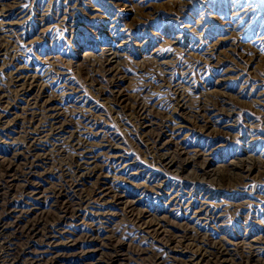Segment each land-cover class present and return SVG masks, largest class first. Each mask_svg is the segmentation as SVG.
Returning a JSON list of instances; mask_svg holds the SVG:
<instances>
[{
    "label": "rangeland",
    "instance_id": "obj_1",
    "mask_svg": "<svg viewBox=\"0 0 264 264\" xmlns=\"http://www.w3.org/2000/svg\"><path fill=\"white\" fill-rule=\"evenodd\" d=\"M186 2L0 0V42L5 36L13 41L11 59L13 62L18 59L14 68L19 66L21 75L27 77L41 73L43 78L39 82L45 93L57 101L60 115L72 116L74 123L71 121L69 130L77 127L89 132L86 149L92 153L93 165L87 170V166L85 169L80 166L76 172L75 166L81 161L87 162L88 158H78L71 149L61 153L57 149L54 151L53 142L44 138L35 150L44 154L34 158L35 153L25 152L30 143L27 144L20 124L25 99L38 93L37 81L32 86L29 85L31 79H27V95H18L16 88L10 87L13 99L19 97L21 101L19 108L8 114L7 121L0 123V156L6 157L0 168V178L4 185L11 181L13 186V177L17 176L15 183L19 185L13 190V198L9 190L6 199L12 198L13 209L24 212L18 224L23 225L27 220L31 223L33 218L34 221L40 218L41 225L43 221L46 225L47 221L48 224L56 221L53 212L45 216L51 201L48 197L56 189L66 193L72 182L76 185L78 216H71L67 222L69 226L63 227L71 234L59 236L55 253L58 255L60 249L66 253L61 258L52 254L53 261L61 260L65 264H190L188 259L195 248L189 242L206 248L195 240L205 237L209 244L224 241L230 243L231 250L237 251L233 256L221 257L222 264H264V177H256L258 168L250 165L252 173L240 181L244 173L232 168L234 163L249 158L253 164L264 162V73L258 59L243 68L242 51L236 45V37H242L251 50L264 54V43H260V38L264 37V0ZM238 2L248 4L249 9L236 17V10L242 9ZM231 19L235 27L238 25L235 30L231 29L232 23L230 27L224 24ZM107 58L113 59L109 72L105 65ZM8 66L0 59V87L7 80ZM69 87L74 88L71 94ZM116 90L125 92L120 99L112 97V91ZM171 97L176 100L173 102ZM221 97L232 107L230 117L211 118V124L205 122L207 127L202 132L199 128H190L184 121L194 120L192 112L196 109L216 108ZM177 98L183 107L175 109ZM146 103L148 108L141 116L136 107ZM142 117L147 118V127L141 122ZM10 119H14L13 123ZM176 120L187 126L181 129L178 138L172 139ZM204 121L205 118H199L198 125ZM4 134L6 137L2 136ZM149 138L156 143L155 151ZM176 150L187 151L188 157L207 153L208 163L199 169V164H195L199 158L194 157V162L186 164L189 158L184 154L179 156ZM12 151L19 153L14 167L9 161ZM163 156L167 160H179L183 168L177 173L175 165L167 168L160 162ZM24 158L28 160L25 162ZM33 159L38 166L33 169L30 180L28 175L21 174L20 168ZM227 171L232 174L230 178L226 177ZM243 181L245 186L235 187ZM30 190H38L41 197L33 196ZM194 196L209 202L199 215L196 214L198 203L194 208H189L187 203ZM35 206L37 209L27 214V208ZM145 221L151 222L153 228H156L154 223H158L162 233L141 232ZM182 233L190 234L191 239H180L178 235ZM85 234L93 235L95 243L92 245L102 242L105 248L102 255L88 252L89 244L81 246ZM4 237L0 234V264H9V256L3 261ZM68 237L79 245L67 249ZM24 239L25 236H14L12 243ZM166 247L172 248V257L168 258ZM241 248H250L259 255L251 257L242 253ZM193 262L215 264L211 258Z\"/></svg>",
    "mask_w": 264,
    "mask_h": 264
},
{
    "label": "bare ground",
    "instance_id": "obj_2",
    "mask_svg": "<svg viewBox=\"0 0 264 264\" xmlns=\"http://www.w3.org/2000/svg\"><path fill=\"white\" fill-rule=\"evenodd\" d=\"M186 0H183V3H185ZM187 3V2H186ZM240 2L237 3V5ZM248 5V4H247ZM247 5H243L241 4L240 8L241 11L236 10L235 12V16L238 17L239 15H241L243 12H247L248 11V6ZM235 9V8H234ZM237 9V8H236ZM251 10V9H250ZM179 14V13H178ZM233 19V18H232ZM232 19L229 21H225L224 24H229L228 26L230 27V24L232 23V30H235V28L238 26L236 25L235 27V23L232 22ZM235 19V17H234ZM233 32V31H232ZM234 34V33H233ZM237 34V33H236ZM240 36V35H239ZM246 41V40H245ZM248 41V40H247ZM260 43H264V37L260 38ZM16 44V43H15ZM259 44V43H258ZM236 45H238L241 48L242 54H241V58L243 59L244 62V66L243 68L246 67V65L252 61L253 59H258L259 63H260V68L261 71L264 73V54L262 53V55L258 52V50H251L249 48V45L247 46L246 43L243 42L242 37L238 38L236 37ZM253 49V48H252ZM13 50V41L11 40V38H7L5 36V39H3L0 42V59L3 62V64H7L9 65L7 68H9L7 71L8 73V77L6 78L7 80L4 82V85H2V87H0V123L4 121H7L8 114L11 112L12 109L15 108H19L18 104L19 101H21V99H13V97L11 96V94L13 93V89L10 88L12 86H14L17 90L18 95H27V93H29V87H26V83L27 79H31V81L29 80V85L35 86L34 81H37L36 86L37 87V91L38 93L34 96H30L28 99L26 98L24 101V106L22 107V113H24V115L22 116L23 121H22V133L26 134V140L28 141V143H30L29 145H26L25 147V152L28 154H33L34 158L37 156H41L44 153H36L35 150L38 148L37 146L39 145V142L41 141V139H47L48 141H52L53 143V150L57 149L56 151L61 153L63 151L69 150L71 149L78 158L83 159L84 157L88 158L87 162H83L81 161V164H77L75 166L76 172L78 170L81 169L80 166H82V169H86L87 170L92 162V156L90 153V151H87L88 149H86L87 147V135L89 134V132H83V130H78L77 127L72 128V130H69L70 126H71V121L73 122V119L71 118L72 116L70 115L69 117H66V115L62 116L59 113V108L58 106H56V100H54V98L52 96H50L49 94L45 93V90L43 88V85L41 84V82H39L40 79H42V74L38 73V72H34L35 75L27 77V76H22V71L17 67H15V64L17 63L18 59L13 60L11 59V51ZM211 54V53H210ZM117 56V55H116ZM19 57V56H18ZM17 57V58H18ZM240 57V56H239ZM113 60V59H112ZM111 59L107 58L105 60V65L108 67L106 68V71H110L113 68V62ZM115 60V59H114ZM238 60V59H237ZM10 61V62H8ZM115 62V61H114ZM189 62V61H188ZM198 62V61H197ZM203 62V61H202ZM193 63V62H192ZM117 64V63H116ZM102 65V63H101ZM115 66V65H114ZM23 67V66H22ZM142 67V66H141ZM193 67V66H191ZM21 68V66H20ZM143 68V67H142ZM197 68V67H196ZM5 69V68H4ZM3 69V74L6 72V70ZM25 69V68H24ZM39 69V68H38ZM43 69V68H41ZM151 69V68H150ZM1 70V69H0ZM31 70V69H30ZM2 71V70H1ZM5 71V72H4ZM127 71V70H126ZM41 72V71H40ZM116 72V71H115ZM26 73V72H25ZM50 73V72H49ZM140 73V72H139ZM6 74V73H5ZM104 74V73H103ZM107 74V73H106ZM116 74V73H115ZM142 75V74H141ZM161 75V74H160ZM5 76V75H4ZM112 76V75H111ZM155 76V75H153ZM61 77V76H60ZM106 77V76H105ZM158 77V76H157ZM167 77V76H166ZM92 80V79H91ZM97 80V79H96ZM102 80V79H101ZM142 80V79H141ZM48 81V80H47ZM65 81V80H64ZM107 81V80H106ZM115 81V80H113ZM95 82V81H94ZM97 82V81H96ZM100 82V81H99ZM104 82V81H103ZM156 82V81H155ZM53 83V82H52ZM67 83V82H66ZM102 83V82H101ZM106 83V82H105ZM110 83V82H109ZM39 84V85H38ZM49 84V83H47ZM113 83H111L112 85ZM154 84V83H153ZM165 84V83H164ZM176 84V83H175ZM174 84V85H175ZM28 85V86H29ZM45 85V84H44ZM58 85V84H57ZM105 85V84H104ZM120 85V84H119ZM67 86V85H65ZM69 86V85H68ZM102 86V85H101ZM157 86V85H156ZM161 86V85H160ZM169 86V85H168ZM13 87V88H14ZM114 87H118L117 84L114 85ZM143 87V86H142ZM47 88V87H46ZM96 88V87H95ZM165 88V87H164ZM51 89V88H50ZM60 89V88H59ZM74 89L72 87H69L68 90L69 92ZM99 89V88H98ZM101 89V88H100ZM114 89V88H113ZM168 89V88H167ZM36 90V89H35ZM176 90V89H175ZM97 91V90H96ZM105 91V90H104ZM108 91V90H107ZM113 95L115 98L120 99L119 97H122L124 95L122 90H116V91H112ZM97 93V92H96ZM14 94V93H13ZM71 94V92H70ZM80 94V93H79ZM100 94V93H99ZM98 94V95H99ZM173 94V93H172ZM174 95V94H173ZM59 96V95H58ZM126 96V95H125ZM164 96V95H163ZM15 97V96H14ZM27 97V96H26ZM111 97V98H112ZM157 97V96H156ZM155 97V98H156ZM57 98V97H56ZM87 98V97H86ZM104 98V97H103ZM106 98V97H105ZM108 98V97H107ZM110 98V99H111ZM149 98V97H148ZM180 98V97H179ZM184 97H182L181 99H183ZM219 98V97H218ZM217 98V99H218ZM58 99V98H57ZM61 99V98H60ZM168 99V98H167ZM172 101L174 102L176 99L175 97H171ZM175 99V100H174ZM178 99V98H177ZM17 100V101H16ZM162 100V99H161ZM108 101V100H106ZM113 101V100H112ZM116 101V100H114ZM120 102V101H119ZM109 103V102H107ZM206 103V102H205ZM84 104V103H83ZM119 104V103H118ZM149 104V103H148ZM153 104V103H152ZM202 104V103H201ZM17 105V106H16ZM75 105V104H74ZM150 105V104H149ZM164 105V104H163ZM204 105V103H203ZM206 105V104H205ZM127 106V105H126ZM134 106V105H133ZM181 101L178 99L176 101V104L174 105L175 109L176 108H181ZM193 106V105H192ZM230 103L228 101L225 100V98L221 97V100L219 102V104L217 106H214L216 108L214 109H204L201 108L200 110L202 111H193L192 112V116H194V120L190 121L189 119H185L184 121H186L189 125L190 128L195 127V128H199V130L202 132V130L204 128L207 127V124H211V118L217 117V116H222V117H226L229 116L232 112H231V108H230ZM75 107V106H74ZM121 107V106H119ZM131 107V106H130ZM152 107V106H151ZM155 107V106H154ZM153 107V108H154ZM173 107V108H174ZM183 107V106H182ZM206 107V106H203ZM73 108V107H72ZM87 108V107H86ZM148 108L147 103L146 104H139L136 107L137 112L140 113V115L142 116L144 114V112L146 111V109ZM198 108V107H197ZM70 109V108H68ZM92 109V108H91ZM120 109V108H119ZM131 109V108H130ZM174 109V110H175ZM162 110V109H160ZM165 110V109H164ZM72 111V110H71ZM93 111V110H92ZM158 111V110H157ZM179 111V110H178ZM189 111V110H188ZM233 111V110H232ZM86 112V111H85ZM89 112V111H88ZM116 112V111H115ZM127 112V111H126ZM135 112V111H134ZM132 113V112H131ZM160 113V112H159ZM124 114V113H123ZM171 114V113H170ZM189 114V113H188ZM86 116V114H84ZM147 115V114H146ZM157 115V114H156ZM172 115V114H171ZM178 115V114H177ZM184 115V114H183ZM89 116V115H87ZM132 116V115H131ZM130 116V117H131ZM136 116V115H135ZM144 116V115H143ZM158 116V115H157ZM173 116V115H172ZM187 116V114H186ZM190 116V115H189ZM19 117V115L17 116V118ZM21 117V116H20ZM134 117V116H133ZM167 117V116H166ZM230 117V116H229ZM77 118V117H76ZM127 118V117H126ZM142 117V123L144 124V126L147 127V118ZM150 118V117H149ZM163 118V117H162ZM168 118V117H167ZM189 118V117H187ZM199 118H205L204 124L202 125H198V119ZM129 119V118H128ZM14 119H10V123L12 121L13 123ZM95 120V119H94ZM98 120V119H97ZM96 120V121H97ZM125 120V119H124ZM174 120V119H172ZM178 120V119H177ZM176 120V121H177ZM218 120V119H217ZM149 121V119H148ZM216 121V120H215ZM98 122V121H97ZM122 122V121H121ZM207 124H206V123ZM9 123V124H10ZM74 123V122H73ZM155 123V122H154ZM83 124V123H82ZM81 124V125H82ZM142 124V125H143ZM201 124V123H200ZM1 125V124H0ZM73 125V124H72ZM85 124H83L84 127ZM213 125V124H212ZM187 126V124L185 122L182 121H177L174 123L173 127H172V139H175L174 137H179V134L181 133V129ZM79 127V126H78ZM215 127V126H214ZM213 128V127H212ZM213 130V129H212ZM217 130V129H216ZM164 131V130H163ZM103 132V131H102ZM197 132V131H196ZM209 132V131H208ZM207 132V133H208ZM221 132V131H220ZM106 133V132H105ZM139 133V132H138ZM189 133V132H188ZM217 133V132H216ZM140 134V133H139ZM138 134V135H139ZM165 134V133H164ZM194 134V133H193ZM199 134V133H198ZM1 135V134H0ZM214 135V134H213ZM4 137H6V135H2ZM10 136V135H9ZM112 136H114L112 134ZM147 136V135H146ZM101 137V136H100ZM105 137V136H104ZM183 137V135H182ZM190 137V136H189ZM194 137V136H193ZM109 138V137H107ZM104 139V138H103ZM134 139V138H133ZM136 139V138H135ZM146 139V138H145ZM151 139V138H149ZM154 139V138H153ZM157 139V138H156ZM23 140V139H21ZM92 140V139H91ZM90 140V141H91ZM113 140V139H112ZM188 140V139H187ZM5 141V140H4ZM15 141V140H14ZM152 141V149L155 151V141H153L152 139L150 140ZM172 141V140H171ZM178 142V140H176ZM46 142V141H45ZM95 142V141H94ZM164 142V141H163ZM168 142V141H167ZM176 142V143H177ZM18 143V142H17ZM47 143V142H46ZM145 143V142H144ZM173 143V142H172ZM3 144V143H2ZM42 144V143H41ZM91 144V143H90ZM180 144V143H179ZM151 145V144H149ZM181 145V144H180ZM12 146V145H11ZM176 146V145H175ZM174 146V147H175ZM182 146V145H181ZM190 146V145H189ZM5 147V146H4ZM42 147V146H41ZM100 147V146H99ZM97 147V148H99ZM157 147V146H156ZM114 148V147H113ZM139 148V147H138ZM15 149V148H14ZM44 149V148H43ZM110 149V148H109ZM147 149V147H146ZM175 149V148H174ZM40 150L42 151V149L40 148ZM92 150V149H91ZM158 150V149H157ZM178 150V149H177ZM176 150V153L181 156V155H186V152L184 151H180L178 152ZM194 150V149H193ZM202 150V149H201ZM47 151V150H46ZM51 151V150H50ZM55 151V150H54ZM97 151V150H96ZM106 151V150H105ZM175 150H173L174 152ZM10 152V151H9ZM14 151H12L11 154V158L9 159V161L11 163H13V167L17 166L16 164V158L19 155V153H14ZM44 152V151H43ZM150 152V151H149ZM202 152V151H201ZM205 152V151H204ZM58 153V154H59ZM69 153V152H68ZM71 153V152H70ZM97 153V152H96ZM113 153V152H112ZM146 153V151H145ZM194 153V152H193ZM116 154V153H115ZM191 154V153H190ZM207 154V153H206ZM205 153H195V156H191L188 157L187 155V159L186 160V164L187 163H191V161H193V158L195 157L197 160V162L199 163H195V164H199L197 167L199 169H203L206 162H207V155ZM107 155V154H106ZM175 155V154H174ZM26 156V154H25ZM44 156V155H43ZM173 156V155H172ZM185 156V157H186ZM99 157V156H98ZM0 158H2V160H0V168H2L3 166V160L6 158L5 155L0 156ZM39 158V157H38ZM47 158V157H46ZM52 158V157H51ZM183 158V157H182ZM201 158V159H200ZM25 159V158H24ZM40 159V158H39ZM54 159V157H53ZM52 159V160H53ZM68 159V158H67ZM96 159V158H95ZM168 158L163 156L162 158H160V162L163 163V165H165L167 168H171L174 167L175 165V171L176 173L179 172L182 168L183 165L182 163L177 162V159H173V158H169V160H167ZM179 159V158H178ZM250 159V158H249ZM246 160V161H240L239 164L234 163V165H232V168H238L239 171L243 172L244 175L240 178L242 181V179L247 178V176H249L250 173H252V166L250 165H255L258 168L257 171V176L259 178H263L264 177V162H258V164H253L252 160ZM252 159V158H251ZM28 159H25V162ZM44 160V159H43ZM183 160V159H182ZM200 160V161H199ZM22 161V160H21ZM69 161V160H67ZM249 161V162H247ZM36 160H29V163L27 165H23L21 169V174L23 176L28 175L29 178H31L32 176V172L33 169L35 168V166H38L36 164ZM63 162V161H62ZM194 162V161H193ZM48 163V162H47ZM58 163V162H57ZM64 163V162H63ZM78 163V162H77ZM100 163V162H99ZM208 163V162H207ZM10 164V163H9ZM20 164V163H19ZM39 164V162H38ZM69 164V163H68ZM65 165V164H64ZM93 165V164H92ZM58 166V165H57ZM61 166V165H60ZM59 166V167H60ZM85 166V167H84ZM46 167V166H45ZM70 167V166H69ZM196 167V166H195ZM39 169V168H38ZM60 169V168H59ZM65 170V169H64ZM174 170V168H173ZM233 170V169H232ZM56 171V169H55ZM60 171H63L60 169ZM102 171V170H101ZM65 172V171H64ZM234 172V171H233ZM236 173V172H234ZM61 174V173H60ZM75 174V173H74ZM73 174V175H74ZM106 174V173H104ZM226 177L229 176V178L231 177V172L227 171L226 172ZM16 175V174H15ZM46 175V174H45ZM76 175V174H75ZM58 176V175H57ZM60 177V175H59ZM63 177V176H62ZM84 177V176H83ZM51 178V177H50ZM26 179V178H25ZM32 180V178L30 179ZM56 180V179H55ZM60 180V179H59ZM57 180V181H59ZM201 180V179H200ZM17 181V176L13 177V186L11 183V181L8 182L7 185H4L1 182V178H0V234L5 236V243H6V254L4 253L3 256V261H7L8 256L10 257V262L9 264H16V262L18 261V263L20 262V264H65V262L61 261V260H54V257H52L51 255L55 254V252H57V242L56 240L59 238V236H62V234L67 233L68 230L67 229H63L64 226H69V223H67L69 221V218H71V216L73 218H76L78 216L77 214V207L79 206L78 202L75 201V197L76 194L74 195L75 189H76V185L73 184V182L70 184V186H67L68 190L66 193H63L62 190H54L53 192H51V195L48 197V199L50 198V204L48 205V211L46 213L45 216H49L50 212H53V215L56 216V221L58 220V223L56 224V221L49 223L47 221V225H46V221H43V225L40 224V218L38 221H34L33 219L31 220V223H28L29 221L27 220L25 222V224L23 225H19L18 221H19V216L21 218V214L24 215V212L20 211V210H15L13 209V190L15 189V187L17 185H19L18 183H15ZM37 181V180H35ZM53 181V180H52ZM62 181V180H61ZM239 181V182H240ZM32 182V181H31ZM30 183V182H29ZM35 183V182H34ZM42 184V183H41ZM55 184V183H54ZM67 185V184H66ZM114 185V184H113ZM241 185V186H240ZM109 186V185H108ZM127 186V185H126ZM243 187L245 186L244 181L242 182V184L236 185L235 187ZM33 187V186H32ZM96 187V186H95ZM123 187V186H122ZM195 187V186H194ZM234 187V186H233ZM24 189V187H23ZM51 189V188H50ZM113 189V188H112ZM202 189V188H201ZM10 190L12 198L10 199H6L7 197V192ZM25 190H27V188H25ZM31 191V190H30ZM44 192V191H43ZM92 192V191H91ZM108 192V191H107ZM33 196L37 197H41L40 192L38 190L36 191H31L30 192ZM43 194V193H42ZM31 196V195H30ZM60 196V197H59ZM78 196V195H77ZM199 196V195H198ZM23 198V197H22ZM78 198V197H76ZM88 198V197H87ZM175 198V197H173ZM191 198V197H190ZM46 199V198H45ZM85 200V199H84ZM46 201V200H45ZM88 201V200H87ZM44 202V201H43ZM180 202V201H179ZM36 202H33V205H35ZM40 203V202H39ZM133 203V202H132ZM175 203V202H174ZM188 206L189 208H194V205L198 203V210L196 211V214H200V212H202V210H204L203 208L206 207L207 205H209V202H207L206 200L203 199H195L191 198L188 202ZM186 203V204H187ZM43 204V203H42ZM133 205V204H132ZM234 206V205H233ZM39 207V206H38ZM25 208V207H24ZM35 209H37V206L35 207H29L27 208V214L32 213ZM187 209V208H186ZM53 210V211H50ZM142 210V209H140ZM144 211H146V209H144ZM18 213L17 215L15 213ZM14 214V215H13ZM20 214V215H19ZM26 214V215H27ZM48 214V215H47ZM139 214V213H138ZM91 216V215H90ZM98 216V215H97ZM132 216V215H131ZM141 216V214L139 215V217ZM29 217V216H28ZM32 217V216H31ZM142 217V216H141ZM72 218V219H73ZM95 218V217H94ZM46 218H44L45 220ZM135 219V218H133ZM148 220V218L146 219ZM153 220V219H152ZM94 221V220H93ZM70 222V221H69ZM158 222V221H157ZM160 222V221H159ZM73 223V222H71ZM137 224V223H136ZM156 226V228H153V225L151 224V222L146 223V221L144 223H142L143 227L141 229V232L143 233H148L151 231H154L156 233V235H159L160 233H162V231H159L160 226L158 225V223H154ZM85 225V224H84ZM94 225V224H93ZM47 229L48 231L45 232V229ZM98 226V225H97ZM14 227V229H13ZM81 227V226H80ZM96 227V226H95ZM163 227V226H162ZM73 228V227H72ZM185 228V227H184ZM102 229V228H101ZM96 231V230H95ZM100 231V230H99ZM140 231V230H139ZM182 231V230H181ZM94 232V231H93ZM136 232V231H135ZM140 232V233H141ZM71 234V231L68 232ZM83 233V232H82ZM139 233V234H140ZM152 233V232H151ZM211 233V232H210ZM134 234V233H133ZM81 235V233H80ZM190 235V234H189ZM189 235H187V233H182L180 235H178V237L180 239L183 240H190L191 238L189 237ZM14 236H25L24 240H20L19 242H21V245L19 242L13 244V237ZM70 236V235H69ZM82 236V235H81ZM93 235H91L90 237L87 236L86 234L83 237V240L81 243V246L84 244L85 247L89 244V248H88V252L90 253H94L97 255H102L105 248L104 245L101 244L97 245L93 243H95V239L92 237ZM63 237V236H62ZM138 237V236H137ZM28 238L32 240L28 241ZM72 237H68L66 239L68 242L67 249H71L74 248L75 246L79 245L76 240L71 239ZM77 238V237H76ZM136 238V237H135ZM148 238V237H147ZM196 238V237H195ZM192 238V239H195ZM36 239V240H35ZM81 240V239H80ZM108 240V239H107ZM139 240V239H137ZM196 241L200 242L201 244H203L206 248H202L201 245H196L193 243V241L189 242L190 246L195 250H193L194 252L192 253L191 256H189V263L193 264L195 261V259H197L198 261H205L206 259H214V263L215 264H222L221 261V257H223L224 255H231L233 256L234 254H236V250L235 249H230L228 246L229 244H226L227 242L224 241H213L211 244L208 243V241L206 240V238H201L200 240H198L197 238L195 239ZM110 241V240H109ZM117 241V240H116ZM149 241V240H148ZM56 242V243H55ZM97 242V241H96ZM177 242V241H176ZM116 243V242H115ZM38 245V246H37ZM108 245V244H107ZM188 245V244H187ZM121 246V245H120ZM167 246V245H166ZM186 246V245H185ZM43 247V248H42ZM152 247V246H151ZM173 247V246H172ZM59 248V247H58ZM169 248V249H168ZM144 249V248H143ZM166 251H168L167 255L168 258L172 257L170 256V251L172 248L170 247H166ZM186 249V248H185ZM247 249V250H246ZM243 249L241 248L240 250H242V253H246L251 257L256 258L257 255H259V252H256L255 250H252L250 248H246ZM66 249H64L65 251ZM132 250V249H131ZM70 252V251H69ZM107 252V251H106ZM136 252V251H135ZM140 252V251H139ZM138 252V253H139ZM175 252V251H174ZM66 252H63V250L60 249V253L58 255H56V257L61 258ZM72 253V252H71ZM84 253V252H83ZM82 253V254H83ZM109 253V252H108ZM110 254V253H109ZM70 255V254H69ZM112 255V254H111ZM121 255V253H120ZM47 256L49 257V259L47 258ZM68 256V255H67ZM84 256V255H83ZM94 256V255H93ZM117 256V255H116ZM177 256V255H176ZM256 256V257H255ZM101 257V256H100ZM167 257V256H166ZM248 257V256H247ZM154 258V257H153ZM164 258V256H163ZM174 258V257H173ZM172 258V260H173ZM188 258V257H187ZM237 258V257H236ZM240 258V257H239ZM113 260V259H112ZM144 260V259H143ZM67 261V260H66ZM106 261V260H105ZM110 261V260H109ZM141 261V260H140ZM241 261V260H240ZM134 262V261H133ZM150 262V261H149ZM170 262V260H169ZM193 262V263H191ZM161 263V262H159ZM157 262V264H159ZM173 263V262H172ZM184 263V262H183ZM5 264V263H4ZM96 264V263H95ZM123 264V263H122ZM126 264V263H125ZM139 264V263H138ZM241 264V263H240ZM248 264V263H247Z\"/></svg>",
    "mask_w": 264,
    "mask_h": 264
}]
</instances>
